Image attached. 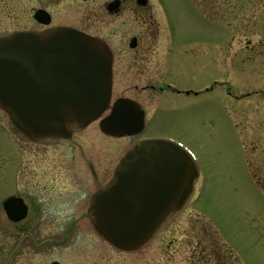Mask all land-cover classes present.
I'll return each instance as SVG.
<instances>
[{
    "label": "rangeland",
    "instance_id": "1",
    "mask_svg": "<svg viewBox=\"0 0 264 264\" xmlns=\"http://www.w3.org/2000/svg\"><path fill=\"white\" fill-rule=\"evenodd\" d=\"M111 1L0 0V34L45 27L34 19L44 8L50 26L104 39L115 58L112 101L141 100L147 110L137 136L105 134L97 118L45 141L16 134L0 111V194L25 191L42 203L25 223L0 206V264H264V0H126L118 12L107 10ZM142 136L187 147L200 176L148 243L121 251L90 221L69 225L75 205L49 193L85 194L77 214L86 213L93 171L106 183Z\"/></svg>",
    "mask_w": 264,
    "mask_h": 264
},
{
    "label": "water",
    "instance_id": "2",
    "mask_svg": "<svg viewBox=\"0 0 264 264\" xmlns=\"http://www.w3.org/2000/svg\"><path fill=\"white\" fill-rule=\"evenodd\" d=\"M35 18L44 24L51 21L43 9ZM130 45H136L135 37ZM112 62L104 40L73 27L0 34V107L16 131L31 140L69 138L108 108ZM144 124V110L127 98L117 99L100 121L104 132L116 136L134 135ZM197 176L194 161L179 145L141 139L121 157L108 182H96L89 216L112 245L137 250L181 210ZM4 207L14 221L27 212L17 197L6 199Z\"/></svg>",
    "mask_w": 264,
    "mask_h": 264
},
{
    "label": "flooded vegetation",
    "instance_id": "3",
    "mask_svg": "<svg viewBox=\"0 0 264 264\" xmlns=\"http://www.w3.org/2000/svg\"><path fill=\"white\" fill-rule=\"evenodd\" d=\"M126 2V0H120V3H119V6H118V8L116 9V10H114L115 12H118V11H120V9H121V7H122V5L124 4ZM108 4V3H107ZM107 4L105 5L106 7H107ZM83 30H85V31H87L86 29H83ZM248 44H247V46L248 47H252L253 46V44L250 42V41H248L247 42ZM252 45V46H251ZM115 59V58H114ZM113 75H114V69H113ZM153 88H155V86L154 85H151ZM136 98H138L139 97V92H134V94H133ZM139 99V98H138ZM135 100H137V99H135ZM140 100V99H139ZM141 101V100H140ZM139 101V102H140ZM142 102V101H141ZM140 102V103H141ZM145 107V106H144ZM257 177L258 176H260V175H256ZM259 178V181H260V183L262 184V185H264V177H258ZM44 190L45 191H47V189H45L44 188ZM62 193V192H61ZM61 193H59V194H57V193H49V195L50 196H56V198L59 200V202H61V203H66V202H71L72 204H74L75 205V209L73 210H71V216H68V217H70L68 220H67V223L69 224V225H78V223L79 222H82V221H86L87 220V222L89 221V218H88V216H87V209H86V213H85V211L83 212L82 210L77 214V205L79 204V201H80V199L82 198V196H85V194H78V195H76L77 197H75V196H73V198L71 197L69 200H67L66 201V198L65 197H63L62 196V194ZM80 193V192H79ZM25 194H26V192L24 191V192H21L20 194L19 193H17V195H19V196H21V197H23V199L27 202V204H28V206H29V211H28V215H27V217H26V219L24 220L25 222L27 221H31L32 220V218L36 215V212H37V210L39 209V208H41V205H42V203L40 204V202L39 201H36V200H34L33 198H31V197H28L27 198V195L25 196ZM89 198H90V195H89ZM64 201V202H63ZM36 204V205H35ZM35 206H36V208H35ZM76 213V214H75ZM69 221V222H68ZM25 222H22V223H25ZM19 225H22V224H19ZM75 227V226H74Z\"/></svg>",
    "mask_w": 264,
    "mask_h": 264
}]
</instances>
